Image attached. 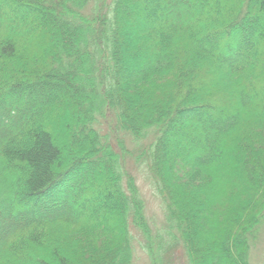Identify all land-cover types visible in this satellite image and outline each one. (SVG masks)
Masks as SVG:
<instances>
[{
	"label": "trees",
	"instance_id": "16d2710c",
	"mask_svg": "<svg viewBox=\"0 0 264 264\" xmlns=\"http://www.w3.org/2000/svg\"><path fill=\"white\" fill-rule=\"evenodd\" d=\"M203 1L0 0V264H133V227L152 264L179 240L189 264H253L264 0ZM108 108L135 140L156 134L166 231L123 184Z\"/></svg>",
	"mask_w": 264,
	"mask_h": 264
},
{
	"label": "rangeland",
	"instance_id": "374dc122",
	"mask_svg": "<svg viewBox=\"0 0 264 264\" xmlns=\"http://www.w3.org/2000/svg\"><path fill=\"white\" fill-rule=\"evenodd\" d=\"M103 1V0H102ZM110 0H107V3ZM203 1V0H202ZM225 1V0H222ZM233 0H226L229 3ZM215 3V2H214ZM211 3L213 8L215 4ZM93 6V4H92ZM87 9L91 13L93 7ZM204 6V1L201 3ZM3 7V5H2ZM5 9V7H4ZM215 37L218 35L214 34ZM103 47V45H102ZM245 47L243 48V50ZM245 54L246 51H242ZM248 54V52H246ZM247 64L257 65L258 56L255 50L249 51V54L244 57ZM100 111V110H99ZM101 112V111H100ZM105 115L99 114L98 128L102 130L105 135H108L115 151L120 153L121 165L125 172L123 176V184L127 186V178L129 173L134 177L136 184L140 190L141 196L145 201L146 216L154 231H166L168 230L167 214L164 206V201L160 196L157 185L154 178L149 171V158L147 153L148 146L154 142L156 134L151 131L147 138L143 140H135L129 135L128 132L122 130L119 126L116 111L113 109H107ZM42 114V113H40ZM40 121L45 123L44 118H40ZM73 139V137H71ZM25 143V139L20 140L19 145ZM72 153V152H71ZM71 158V157H70ZM129 172V173H128ZM127 173V174H126ZM104 211V210H103ZM97 214H101L98 212ZM255 236H252V247L250 258L253 264H264V217L263 222L257 229ZM134 240V261L133 264H152L148 251L144 248V240L142 233L132 228ZM178 245L172 252L173 262L170 264H189L188 258L183 249L181 240L178 241Z\"/></svg>",
	"mask_w": 264,
	"mask_h": 264
}]
</instances>
